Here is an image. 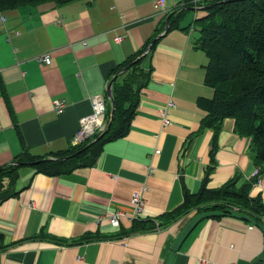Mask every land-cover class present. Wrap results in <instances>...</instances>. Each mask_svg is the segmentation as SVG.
Instances as JSON below:
<instances>
[{
    "label": "crops",
    "instance_id": "obj_1",
    "mask_svg": "<svg viewBox=\"0 0 264 264\" xmlns=\"http://www.w3.org/2000/svg\"><path fill=\"white\" fill-rule=\"evenodd\" d=\"M163 1L165 10L157 0L0 10V166L24 147L48 155L75 144L81 118L93 111L91 97L110 102L113 68L158 41L140 57L151 76L130 130L105 144L96 165L60 176L21 170L20 194L0 203V264H259L264 228L234 216L204 218L197 208L164 216L183 202L184 185L200 189L210 164L213 130H199L206 112L197 100L213 89L205 84L208 57L195 44L194 21L207 12L189 9L195 13L165 33L169 13L190 0ZM45 53L49 65L40 60ZM57 99L65 103L61 113ZM235 123L223 121L208 186L236 174L238 185L256 178L251 195L264 200V165L254 163L250 138ZM136 191L144 193L143 219L135 218ZM115 211L122 213L118 225L109 218ZM143 220L147 229L131 231Z\"/></svg>",
    "mask_w": 264,
    "mask_h": 264
},
{
    "label": "trees",
    "instance_id": "obj_2",
    "mask_svg": "<svg viewBox=\"0 0 264 264\" xmlns=\"http://www.w3.org/2000/svg\"><path fill=\"white\" fill-rule=\"evenodd\" d=\"M73 1L76 0H0V10L44 2L60 6ZM204 7L207 14L194 21L198 29L195 44L208 57L205 84L213 89V95L201 96L197 103L206 112L199 130H213L210 164L200 189L193 193L184 185L183 202L164 216L168 220L176 219L197 208V212L204 218L234 216L264 228L263 197L260 194L251 195L256 178L238 185L240 175L236 174L219 187L208 186L211 174L217 166L218 139L222 124L228 117L235 119V130L240 136L250 138L249 149L254 163L264 165V0H210ZM189 9L192 6L175 9L170 20V30L179 27ZM150 42L114 67L110 73L111 80L116 73L130 65L113 82L115 113L109 131L95 142L92 140L98 137L99 132L80 143L48 155H34L24 147L10 162L0 166V203L20 194L17 182L24 167L35 169V174L43 173L48 176L70 174L79 168L96 165L106 143L128 134L142 90L150 81L151 70L142 66L144 57L139 58ZM157 43L158 41L152 45L149 53L155 49ZM0 86L5 92L1 80ZM111 109V102L108 101L107 120L110 118ZM37 161L38 163L32 164ZM6 178L9 180L5 184ZM224 210L230 214H223ZM147 222L135 221L131 231L144 230L143 224L147 229ZM153 228L154 226L149 227ZM2 240L0 234V244ZM262 258L264 259V253L259 261Z\"/></svg>",
    "mask_w": 264,
    "mask_h": 264
},
{
    "label": "built area",
    "instance_id": "obj_3",
    "mask_svg": "<svg viewBox=\"0 0 264 264\" xmlns=\"http://www.w3.org/2000/svg\"><path fill=\"white\" fill-rule=\"evenodd\" d=\"M203 0H190V3L195 7H199ZM161 9L165 10L166 5L163 0H157L156 2ZM41 62L49 65L52 62V57L50 53H45L40 56ZM93 111L89 115H86L80 120V129L75 137V144L80 143L87 138L91 137L95 132H101L105 129L108 120L106 119V111H107V102L102 94H96L91 97ZM65 107V103L63 100H54V108L58 113H61ZM165 122L168 124L170 120H166ZM1 127V122H0ZM8 178L4 180L5 184L8 183ZM132 202L135 204L136 212L135 218H145L144 216V193L143 191H136L133 194ZM122 213L119 211H115L111 213L109 216L111 222L115 225H118L120 222V215Z\"/></svg>",
    "mask_w": 264,
    "mask_h": 264
},
{
    "label": "water",
    "instance_id": "obj_4",
    "mask_svg": "<svg viewBox=\"0 0 264 264\" xmlns=\"http://www.w3.org/2000/svg\"><path fill=\"white\" fill-rule=\"evenodd\" d=\"M225 1H227V0H225ZM174 12H175V10L172 11V12H170L169 15L167 16L165 33L168 32V30L170 28V20H171L172 15L174 14ZM156 39H154L151 42L148 51H150V49H151L152 45L155 43ZM140 57H142V56H140ZM129 67H130V65L124 67L120 72L116 73L111 78V80L108 82V85H107V93H108V96H109V99H110V102H111V106H112L110 118L108 120V123H107L105 129L102 132H100V134L98 135V137H96L95 139H93L92 142H95V141L99 140L106 132L109 131V129H110L111 125H112V122H113V119H114V113H115V103H114L113 90H112L113 82L115 81V79L117 78V76L119 75V73H121L123 71H126ZM72 155H74V154H72ZM35 163H38V161L37 162H33L32 164H35ZM222 213L223 214H230V212H228L227 210H224ZM259 264H264V259L263 258H262V260L259 261Z\"/></svg>",
    "mask_w": 264,
    "mask_h": 264
},
{
    "label": "clouds",
    "instance_id": "obj_5",
    "mask_svg": "<svg viewBox=\"0 0 264 264\" xmlns=\"http://www.w3.org/2000/svg\"><path fill=\"white\" fill-rule=\"evenodd\" d=\"M206 2H204V0L201 2V5L199 6V7H195L194 5H192L191 3H190V1H188V6H193L192 8H199V9H205V7H204V4H205ZM182 6H186V5H182ZM108 123V122H107ZM102 132V131H101ZM100 133V132H99Z\"/></svg>",
    "mask_w": 264,
    "mask_h": 264
},
{
    "label": "rangeland",
    "instance_id": "obj_6",
    "mask_svg": "<svg viewBox=\"0 0 264 264\" xmlns=\"http://www.w3.org/2000/svg\"><path fill=\"white\" fill-rule=\"evenodd\" d=\"M204 10H201L200 12H203ZM187 13H190V14H194L195 13V11H193V10H190V11H188ZM193 18V17H192ZM195 28V30H196V33L198 34V29H196L197 27H194Z\"/></svg>",
    "mask_w": 264,
    "mask_h": 264
}]
</instances>
